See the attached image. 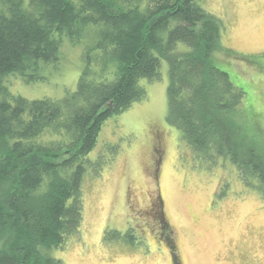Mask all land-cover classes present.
Wrapping results in <instances>:
<instances>
[{"label":"trees","instance_id":"obj_1","mask_svg":"<svg viewBox=\"0 0 264 264\" xmlns=\"http://www.w3.org/2000/svg\"><path fill=\"white\" fill-rule=\"evenodd\" d=\"M224 31L199 0H0V264H63L52 254L81 234L85 174L116 155L90 158L102 128L147 98L140 80H159L163 60L167 121L204 164L229 157L264 198V157L240 131L245 91L219 65L236 54ZM68 40L82 47L73 91L29 99L10 90L13 74L50 80Z\"/></svg>","mask_w":264,"mask_h":264},{"label":"rangeland","instance_id":"obj_2","mask_svg":"<svg viewBox=\"0 0 264 264\" xmlns=\"http://www.w3.org/2000/svg\"><path fill=\"white\" fill-rule=\"evenodd\" d=\"M199 2L225 24L223 44L236 54L219 65L245 91L240 131L264 157V0ZM64 55L50 80L28 84L13 74L10 90L29 99L63 98L76 88L82 47L68 40ZM160 72L159 80H140L146 99L104 124L90 158L110 148L116 155L100 174L87 170L81 234L52 255L63 264H173V251L179 264H264L263 196L245 185L229 157L206 165L182 140L167 121L166 60ZM221 120L229 137L230 124ZM154 201L164 221L152 212Z\"/></svg>","mask_w":264,"mask_h":264},{"label":"flooded vegetation","instance_id":"obj_3","mask_svg":"<svg viewBox=\"0 0 264 264\" xmlns=\"http://www.w3.org/2000/svg\"><path fill=\"white\" fill-rule=\"evenodd\" d=\"M159 207H160V204L157 202V201H154V205L152 206V212L154 213V214H156L157 216H159V219H160V221H164V216H163V214L161 213V210L159 209ZM160 213V214H159ZM161 240L163 241V242H165L166 243V239H165V234L164 233H162V231H161ZM173 258V257H172ZM173 260V259H172ZM176 261L178 262V260L176 259ZM173 264H175L174 263V260H173Z\"/></svg>","mask_w":264,"mask_h":264}]
</instances>
